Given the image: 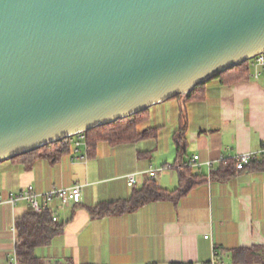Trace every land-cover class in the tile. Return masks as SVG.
Returning <instances> with one entry per match:
<instances>
[{"label":"crops","instance_id":"0c3cea01","mask_svg":"<svg viewBox=\"0 0 264 264\" xmlns=\"http://www.w3.org/2000/svg\"><path fill=\"white\" fill-rule=\"evenodd\" d=\"M200 97L181 96L146 110L138 129H149V135L135 142H99L89 156L86 142L78 151L70 144L69 152L51 159L1 162L0 264L15 255V221L28 210L25 203L11 200L28 186L39 194L82 187L79 204L56 212L61 232L49 246L35 250L45 263L210 264L216 254L218 264H235V250L264 246V171L248 167L225 181L210 177L221 161L257 152L264 144V73L257 80L250 76L225 85L211 80ZM181 120L184 153L179 157L174 137ZM84 155V162L78 159ZM193 156H198V171L191 172L203 179L177 200L91 217L88 208L129 199L148 180L149 167L187 163ZM131 174L133 185L128 183ZM179 174L177 168L167 170L155 182L173 191L181 185Z\"/></svg>","mask_w":264,"mask_h":264},{"label":"water","instance_id":"95a60500","mask_svg":"<svg viewBox=\"0 0 264 264\" xmlns=\"http://www.w3.org/2000/svg\"><path fill=\"white\" fill-rule=\"evenodd\" d=\"M264 54V0H0V163Z\"/></svg>","mask_w":264,"mask_h":264},{"label":"trees","instance_id":"16d2710c","mask_svg":"<svg viewBox=\"0 0 264 264\" xmlns=\"http://www.w3.org/2000/svg\"><path fill=\"white\" fill-rule=\"evenodd\" d=\"M250 61L244 62L239 66H235L212 80H219L221 84H232L241 81L249 80L250 76ZM205 84L198 85L195 89L184 95L185 100H192L200 97V91ZM177 96L175 98H179ZM146 111L133 115L126 119L117 120L108 125L92 129L85 133V142L87 153L92 155L97 143L107 142L110 145H118L122 143H131L146 137L149 129L140 131L138 127L142 124L143 115ZM181 124L179 130L174 137L177 155L181 157L184 153V124ZM59 145V149L50 150L49 148ZM70 144L61 141L59 143L50 144L39 150L21 155L17 158L32 156L35 158H53L59 154L70 151ZM49 149V152L47 151ZM16 159V158H15ZM32 163V160L31 162ZM174 169L180 173L179 188L169 191L158 187L155 181L147 180L141 188L133 189L131 196L127 200H118L115 202L98 204L95 207L88 208L92 218H102L108 216H118L127 213H132L140 207L156 201L172 200L175 201L183 196L189 189L202 181V176H195L191 169L185 166V163L176 162L172 164ZM248 167L264 171V157L253 160L250 165L242 170H236L235 161L223 160L220 162L219 168L211 173V179L225 181L233 176L235 172L241 173ZM56 212L45 211L43 213H34L25 211L15 221V255L18 264H45L42 258L35 255V250L40 247L49 246L52 239L62 230V225L54 222L52 218ZM235 264H264V246L251 249H238L234 253Z\"/></svg>","mask_w":264,"mask_h":264},{"label":"built area","instance_id":"2783aa9c","mask_svg":"<svg viewBox=\"0 0 264 264\" xmlns=\"http://www.w3.org/2000/svg\"><path fill=\"white\" fill-rule=\"evenodd\" d=\"M250 66L252 68V73L250 76L251 78L257 80L261 76V74L264 73V54L259 55L250 60ZM63 141L72 144L75 150L78 151L79 148L85 144V133L73 136ZM86 157V155L79 156L78 159L84 162L87 159ZM260 157H264V144L261 145V148L257 152L242 154L235 158H232V160L235 161L236 170H242L246 166L250 165L253 160L258 159ZM197 160L198 156H193L191 161L185 163V166L189 167L191 170L198 171V165L196 164ZM208 166L211 167L212 165L209 163ZM172 169H174L173 165H164L158 169L149 167V169L146 170L145 173L148 180L155 181L159 174ZM134 180V174L128 176L129 185H133ZM81 193L82 187L80 185H74L70 188L52 189L48 192L40 194L35 192L32 186H28L23 189L20 193H18L15 197H13L11 203L18 204L20 202H23L27 205L28 211L38 214L43 213L45 211L57 212L58 210H62L65 208H73L75 205L79 204L81 201ZM52 220L54 222H58L57 216L55 215ZM204 238L207 239L208 235H205ZM8 264H18L16 255H14L9 260ZM45 264L52 263L46 262ZM210 264H218L216 254Z\"/></svg>","mask_w":264,"mask_h":264},{"label":"rangeland","instance_id":"374dc122","mask_svg":"<svg viewBox=\"0 0 264 264\" xmlns=\"http://www.w3.org/2000/svg\"><path fill=\"white\" fill-rule=\"evenodd\" d=\"M144 128V127H143ZM145 129V128H144Z\"/></svg>","mask_w":264,"mask_h":264}]
</instances>
